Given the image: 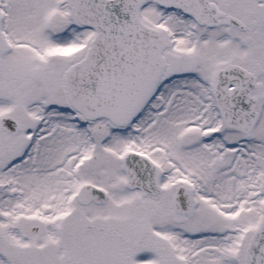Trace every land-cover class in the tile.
Returning a JSON list of instances; mask_svg holds the SVG:
<instances>
[{
  "label": "snow or ice",
  "instance_id": "obj_1",
  "mask_svg": "<svg viewBox=\"0 0 264 264\" xmlns=\"http://www.w3.org/2000/svg\"><path fill=\"white\" fill-rule=\"evenodd\" d=\"M0 264H264V0H0Z\"/></svg>",
  "mask_w": 264,
  "mask_h": 264
}]
</instances>
